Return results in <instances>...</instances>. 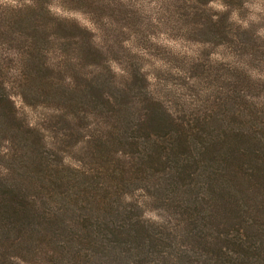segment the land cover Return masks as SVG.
Instances as JSON below:
<instances>
[{"label": "rangeland", "instance_id": "1", "mask_svg": "<svg viewBox=\"0 0 264 264\" xmlns=\"http://www.w3.org/2000/svg\"><path fill=\"white\" fill-rule=\"evenodd\" d=\"M2 96L0 163L29 176L35 127L80 203L109 195V171L159 229L176 214L139 143L145 106L205 131L264 123V0H0Z\"/></svg>", "mask_w": 264, "mask_h": 264}, {"label": "trees", "instance_id": "2", "mask_svg": "<svg viewBox=\"0 0 264 264\" xmlns=\"http://www.w3.org/2000/svg\"><path fill=\"white\" fill-rule=\"evenodd\" d=\"M190 120L145 106L138 127L144 154L153 155L156 186L176 214L159 229L133 204L118 205L122 194L109 171V195L91 193L80 203L65 186L73 175L51 166L42 137L27 125L36 136L26 146L29 176L0 163V264H20L27 255L37 264H264V125L257 127L264 123L205 131Z\"/></svg>", "mask_w": 264, "mask_h": 264}]
</instances>
